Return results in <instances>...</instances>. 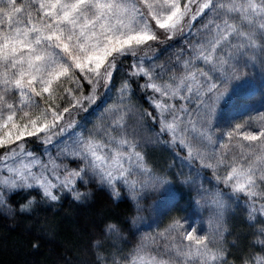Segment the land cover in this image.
Here are the masks:
<instances>
[{
    "label": "snow or ice",
    "instance_id": "6c2138e0",
    "mask_svg": "<svg viewBox=\"0 0 264 264\" xmlns=\"http://www.w3.org/2000/svg\"><path fill=\"white\" fill-rule=\"evenodd\" d=\"M257 68L264 0H0V217L52 248L41 212L102 190L128 213L74 229L81 264H264Z\"/></svg>",
    "mask_w": 264,
    "mask_h": 264
},
{
    "label": "trees",
    "instance_id": "16d2710c",
    "mask_svg": "<svg viewBox=\"0 0 264 264\" xmlns=\"http://www.w3.org/2000/svg\"><path fill=\"white\" fill-rule=\"evenodd\" d=\"M146 54L151 56V50H146ZM247 78H250L253 84L260 83L261 80L257 69H249ZM144 106L147 107V104ZM252 117L258 121L260 116ZM94 195L95 203L88 212L74 211L77 205L70 206L67 198L57 209L42 211L41 217L58 227V238L52 248L46 246L36 252L27 251L22 243L21 230L14 225L11 218L0 217V264H25V261H29L30 264H57L59 261V264H63V257H70L73 260L79 257L78 264H81L90 259L84 250L83 241L77 237L74 229L84 224L86 219L91 226L93 222L98 224L104 218L112 219L114 222L119 218L122 221L128 213L127 203L112 201L107 192L95 190ZM231 223L236 231L250 230L248 224H241L236 218H233Z\"/></svg>",
    "mask_w": 264,
    "mask_h": 264
},
{
    "label": "rangeland",
    "instance_id": "374dc122",
    "mask_svg": "<svg viewBox=\"0 0 264 264\" xmlns=\"http://www.w3.org/2000/svg\"><path fill=\"white\" fill-rule=\"evenodd\" d=\"M159 63V61H157ZM257 70L259 71V69L257 68ZM260 73V71H259ZM260 83H256L253 84L251 82L250 78H245L244 80L238 82V83H234L233 88L236 89V91L238 92L239 95L244 96V95H251L253 94V92L255 90H258L261 83L264 82V77H262L261 73H260ZM109 103H111V101H109ZM258 104L255 105L256 111H253L251 113L252 116L255 115H259L262 116L264 115V109H260L259 107V102H257ZM149 155L152 159L156 160L157 162L163 163L165 160H170L171 157L169 156L168 152L165 151L164 149L161 148H149L148 149ZM194 212H197L199 214V210L198 209H193ZM205 217H207V212L202 213ZM240 231H244V230H240ZM230 239V237H229Z\"/></svg>",
    "mask_w": 264,
    "mask_h": 264
}]
</instances>
